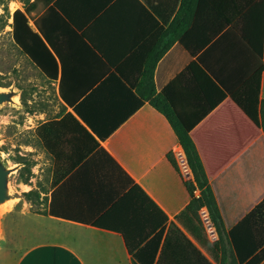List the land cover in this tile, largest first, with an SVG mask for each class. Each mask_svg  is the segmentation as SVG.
<instances>
[{
    "label": "crops",
    "instance_id": "crops-1",
    "mask_svg": "<svg viewBox=\"0 0 264 264\" xmlns=\"http://www.w3.org/2000/svg\"><path fill=\"white\" fill-rule=\"evenodd\" d=\"M27 15L40 40L32 60L21 52L20 96L31 87L34 144L57 182L39 214L47 238L17 264H230L191 230L203 188L179 172L183 145L152 98L192 126L229 247L264 199V0H30Z\"/></svg>",
    "mask_w": 264,
    "mask_h": 264
},
{
    "label": "rangeland",
    "instance_id": "rangeland-1",
    "mask_svg": "<svg viewBox=\"0 0 264 264\" xmlns=\"http://www.w3.org/2000/svg\"><path fill=\"white\" fill-rule=\"evenodd\" d=\"M23 1L0 0V86L19 92L16 103L0 105V156L17 167L11 181L14 197L0 213V264H17L26 250L47 238L39 214H45L54 178L34 144L31 87L20 96L24 76H31L13 35V15Z\"/></svg>",
    "mask_w": 264,
    "mask_h": 264
},
{
    "label": "trees",
    "instance_id": "trees-1",
    "mask_svg": "<svg viewBox=\"0 0 264 264\" xmlns=\"http://www.w3.org/2000/svg\"><path fill=\"white\" fill-rule=\"evenodd\" d=\"M25 11L17 9L14 12L13 18V35L16 43L20 46V51L25 52L30 60H32V52L29 47L33 37L39 39L37 34L33 31L27 15L29 11L30 0H24ZM40 40V39H39ZM153 70L150 72V78H152ZM261 79V70L252 77L250 81H256V93L259 92ZM245 87V85H244ZM243 87V89H244ZM241 91V90H240ZM235 100H237L246 110L250 113L247 105L239 97V91L233 94ZM152 103L156 108L162 111L170 120L176 134L183 145L190 165L195 173L196 181L200 187L203 188L202 194L199 198L193 195V187L188 184L193 197L186 208V213L189 212L193 215L195 229H191L193 234L201 241L210 254L219 260V254L223 252L224 262L229 261L230 264H259L264 259V199L243 219L235 224L227 233V242L224 241V237H221L220 241L210 243L204 235L203 228L197 224V212L204 204L208 205L212 212V217L218 225L221 231V222L219 221V214L217 210V203L214 194L210 187L206 186L207 178L204 172L201 159L198 155L194 141L190 135V129L192 126H186L182 123L179 117L176 115L174 109L167 101L165 93L161 92L152 98ZM251 114V113H250ZM57 182V179L53 178V184ZM32 190L26 194L30 195ZM96 225H101L100 222H95ZM130 250H133L129 247ZM231 257V259H230ZM134 264H153V261L147 263L142 260L138 253L135 254ZM202 259L211 264L206 257L202 255ZM221 264H224L223 261Z\"/></svg>",
    "mask_w": 264,
    "mask_h": 264
},
{
    "label": "water",
    "instance_id": "water-1",
    "mask_svg": "<svg viewBox=\"0 0 264 264\" xmlns=\"http://www.w3.org/2000/svg\"><path fill=\"white\" fill-rule=\"evenodd\" d=\"M18 93L19 92L14 88H4L0 86V105L16 103ZM16 168L17 167L9 164L7 160L0 156V208L8 204L10 205L14 197L11 181Z\"/></svg>",
    "mask_w": 264,
    "mask_h": 264
},
{
    "label": "built area",
    "instance_id": "built-area-1",
    "mask_svg": "<svg viewBox=\"0 0 264 264\" xmlns=\"http://www.w3.org/2000/svg\"><path fill=\"white\" fill-rule=\"evenodd\" d=\"M171 153L175 158L177 168L179 172L186 178L189 179L193 175V170L190 165L187 153L185 149L178 145L176 147H173L171 149ZM200 219L202 226L208 236V238L212 242H216L219 240V231L216 226V223L214 219L212 218V215L210 214L209 210L207 208H202L200 210Z\"/></svg>",
    "mask_w": 264,
    "mask_h": 264
},
{
    "label": "bare ground",
    "instance_id": "bare-ground-1",
    "mask_svg": "<svg viewBox=\"0 0 264 264\" xmlns=\"http://www.w3.org/2000/svg\"><path fill=\"white\" fill-rule=\"evenodd\" d=\"M9 206H10L9 204L6 205V206H2V207L0 208V213L4 212L5 209H8Z\"/></svg>",
    "mask_w": 264,
    "mask_h": 264
}]
</instances>
